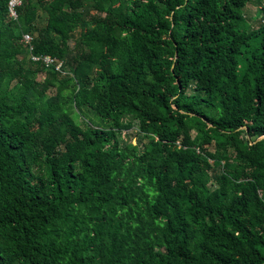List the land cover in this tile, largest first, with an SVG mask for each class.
<instances>
[{
  "label": "trees",
  "instance_id": "trees-1",
  "mask_svg": "<svg viewBox=\"0 0 264 264\" xmlns=\"http://www.w3.org/2000/svg\"><path fill=\"white\" fill-rule=\"evenodd\" d=\"M10 1L0 264H264V0Z\"/></svg>",
  "mask_w": 264,
  "mask_h": 264
},
{
  "label": "built area",
  "instance_id": "built-area-1",
  "mask_svg": "<svg viewBox=\"0 0 264 264\" xmlns=\"http://www.w3.org/2000/svg\"><path fill=\"white\" fill-rule=\"evenodd\" d=\"M21 5V0H11L9 3V10L10 15L12 18L16 19V8ZM25 44H30L32 41V38L29 34H25L23 36L22 40ZM30 51H32V47L29 48ZM30 58L33 62H39L42 63L45 67H54L56 71H61L62 68V62L58 61L57 59L49 56V55H40L36 56L33 54H30Z\"/></svg>",
  "mask_w": 264,
  "mask_h": 264
},
{
  "label": "rangeland",
  "instance_id": "rangeland-1",
  "mask_svg": "<svg viewBox=\"0 0 264 264\" xmlns=\"http://www.w3.org/2000/svg\"><path fill=\"white\" fill-rule=\"evenodd\" d=\"M257 8H258V5H257L256 1L253 2L252 4H250L249 7L246 10L247 15L248 16H253L256 13ZM38 20H39L38 21L39 24H43V20H44L43 19V16L42 17H39Z\"/></svg>",
  "mask_w": 264,
  "mask_h": 264
}]
</instances>
